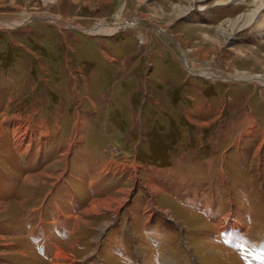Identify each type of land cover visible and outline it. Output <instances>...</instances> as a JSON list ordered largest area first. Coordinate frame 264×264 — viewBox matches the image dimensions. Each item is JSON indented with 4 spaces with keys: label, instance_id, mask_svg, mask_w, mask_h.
<instances>
[{
    "label": "rangeland",
    "instance_id": "1",
    "mask_svg": "<svg viewBox=\"0 0 264 264\" xmlns=\"http://www.w3.org/2000/svg\"><path fill=\"white\" fill-rule=\"evenodd\" d=\"M219 1L0 0V264H264V84L255 83L264 82V32L256 28L264 10L251 30L227 37L228 19L256 5ZM99 26L111 32L94 34ZM249 119L254 128L243 132ZM36 151L58 163L46 170L53 176L42 179L45 195L32 212L20 200L29 170L21 155ZM170 156L173 194L156 173L151 195L135 185L134 168L141 177L145 165L155 171ZM83 157L140 165L97 177L95 187L118 178L110 187L126 188L92 203L88 213H105L98 217L80 209L105 199L103 190L77 202L92 174ZM38 176L25 186H37ZM49 198L76 225L42 256L25 235V215Z\"/></svg>",
    "mask_w": 264,
    "mask_h": 264
},
{
    "label": "crops",
    "instance_id": "2",
    "mask_svg": "<svg viewBox=\"0 0 264 264\" xmlns=\"http://www.w3.org/2000/svg\"><path fill=\"white\" fill-rule=\"evenodd\" d=\"M220 109L221 108H219L217 105H215L214 109H212V110L206 109V111H207L206 113L208 116H210V118H211V116H212V118H214V117H216V115H217L218 111H220ZM198 110L199 109H197L195 111V113L197 112V114H199V115H201L202 113L205 114V112H199ZM221 112H219V114H221ZM26 115L28 117H31V115H33V114H31V112H27ZM119 115H122V114L120 112L117 113V112H115L114 109H112V114H110V116H119ZM213 115H214V117H213ZM132 116H133V114H132ZM121 117H124V116L122 115ZM231 121H232L233 126L234 125L236 126L239 123V122H237V119H235L234 121L233 120H231ZM249 121H250V119H249ZM249 121L247 124H245L243 132L251 130L254 128V124H252L251 121L250 122ZM34 125L35 124H33V127H34ZM263 125H264V123H263ZM60 126H61V124H60ZM72 129H73V127H72ZM262 129L264 131V128H262ZM28 133H30L31 135H35L34 132L32 133L31 131H28ZM43 135H44L43 132L42 133L40 132L38 135H36V137L32 136L34 144L37 143L36 141L39 142L40 139L43 138ZM25 151H28V150H25ZM28 153L29 152L26 153L27 155L26 154L21 155V156H24L21 158V162H23V160L25 159V162L28 165L29 170L28 171L25 170V174L22 176V179H20V180H22L21 181L22 187L21 188L19 187V189H21V192L19 194L23 196V198H21L20 200L24 201L25 204H28L30 210L33 212V210L35 211L38 208L37 206H39L38 203H39V200L41 198L40 196L42 194L45 195V193L41 192V189L42 188L45 189L44 187L46 186V182L44 181L45 176H48V177L53 176V173L47 174L46 170L48 169V167L54 165L55 163H58L57 162L58 158L56 156H54L53 158H50V156H47V155H45V153H42V152L37 154V151H36V154H33L34 152H32V154H28ZM212 153L213 152H211V154ZM171 156H172V154H171ZM171 156L168 159H165V164L162 165V168L158 167V168H156L155 171L152 169V167H150V166L146 167V165H145V167H143L141 169V177L138 176V174H137V172L139 170H136L134 168L135 166H140V165L134 163V161L130 162L131 165H130V163H129V165H127L123 160H120V159H118L116 161V159H111V158L105 159L106 157L101 158V159L100 158H94V157H83L84 159L82 160V164L84 166L82 168L87 171L88 176L91 173L92 174L89 177H85L86 178L85 185H84V191L85 192L81 189L80 186H77V188L80 187V188L76 189V192L78 195L77 202H79V204L80 203L81 204L87 203L88 197H93L92 194L97 192V191L95 192V190L93 191L92 188H99V189L103 190V192H105L107 194V197H105V199L103 198V199H99V200L98 199H92L93 200L92 202H88L89 204H86V206L82 207L80 210L83 211L84 215H92L90 218L98 217L100 215L105 214L104 212H99V213H88V212L93 209V207H92L93 202L105 201L106 199H112L111 194H112L113 190H116V192L117 191L119 192V191L126 189V188H124L123 185L121 187L118 186L116 188L110 187L111 184L116 183L118 178L105 181V184L101 183V186H97V187H95L94 182H96V179L99 178L100 174H102L100 179L105 178L106 176H108L110 178L111 175H115V174L121 176L122 174L127 173V171H131L132 166L134 168V171H133L134 175L133 176L135 178V179L134 178H132V179L134 181L136 180L135 181L136 186H139V185L142 186L144 183V185H145L144 188L149 192L150 190L147 189L146 185L149 186L151 184H154L153 181L151 180V178L154 177L153 174L156 173V174H160L161 176L164 175L165 179H166L165 185L162 183H159V185L162 188L161 190L165 191L166 194H169V193L173 194V192H174L173 178L171 179V181L168 180V177L170 176L169 174H170V172H172V166H170V163L174 161L173 157H171ZM212 157H214V156H211V158ZM88 159H92V160H90L91 162ZM37 162L39 163V166H38ZM210 162H211V165L209 167L210 168L209 171H212V168L214 167V164H215L214 163L215 160L212 159V160H210ZM42 163H43V165L40 166V164H42ZM212 163H214V164H212ZM171 164H173V163H171ZM103 165H109L108 170L107 169L105 170V168L102 167ZM216 167H217L216 170L222 172V170H221L222 164L220 162L218 164H216ZM0 171H2V170L0 169ZM101 172H103V173H101ZM64 173H67V170ZM77 173L78 172H76L75 174H77ZM17 174H19V173H17ZM0 175H2V174H0ZM36 175H39L38 176V180H39L38 185L37 186H35V185H26L25 186L24 179L26 177L36 176ZM171 177H172V175H171ZM219 177L221 178L223 176L221 174H219ZM224 177L227 178V176H224ZM61 178H62V176H61ZM42 179H44V180H42ZM137 180L139 181L138 183H137ZM141 180H142V182H141ZM60 181H61V179L56 181L55 184L60 183ZM77 184H79V182ZM11 186L15 187L13 184H11ZM12 187H11V192L14 191V190H12ZM147 191H145V192L148 193ZM0 193L2 195L6 194L3 191H0ZM149 193L151 195V192H149ZM134 194L130 195L131 196L130 199L134 196ZM117 198L120 199L121 197H117ZM20 200H19V202H20ZM67 206H68V209H70V210L75 209L74 208L75 205H73V200H71V199H69ZM59 208L60 207L58 206V203L53 201L52 198H49L48 201L44 202L40 206V208L37 211V214L33 213L34 215H29V211H28V214L25 215V217L26 216L29 217L28 219H26V224H25L26 234L25 235L29 238L28 240L31 241L35 245L34 248L42 256H45L47 253H50V251H49L50 247L56 248L55 250L58 251V248H57L55 242H57L56 237H58V236L61 237V235H59V234H62L64 236V238H66V237L68 238V237H71L74 235V225H76V224L73 223L74 224L73 225L72 223H69V221H68V223L65 222L66 221L65 217H62L63 215L59 214V212H60ZM156 210H158V209H156ZM209 210H210L209 214L214 213V211H215V210L213 211L211 207L209 208ZM249 218L250 217H248L246 219L249 220ZM244 220L245 219L241 220V223L243 225H244ZM211 223H212L213 227L216 228V230H218L221 227L222 219L219 218L217 220L216 219L211 220ZM26 226H27V228H26ZM248 226H249V221L247 223L245 221L244 227L246 228ZM55 250H53V253H52L53 256H55V254H56Z\"/></svg>",
    "mask_w": 264,
    "mask_h": 264
},
{
    "label": "bare ground",
    "instance_id": "3",
    "mask_svg": "<svg viewBox=\"0 0 264 264\" xmlns=\"http://www.w3.org/2000/svg\"><path fill=\"white\" fill-rule=\"evenodd\" d=\"M251 1L256 5V9L253 10L252 13H250V12L245 13L244 15L235 17L233 20L228 19V21H229V26H228L229 29L228 30L226 28L224 29L223 26L222 27L220 26L222 28L223 34H226L227 37H230V36L234 35L236 32L245 30L247 28L250 29L253 24L257 25V21H256L257 17L256 16H258V14L260 12H262V10H264V0H251ZM219 2L223 4L224 1L220 0ZM232 2L242 4V3L246 2V0H232ZM215 4H217V2ZM199 9H203V8L200 7ZM181 14H183V10H182ZM184 14H186V13H184ZM261 16H262L263 20H262V22L259 20V24L256 26V28H258V30L260 29V31L264 32V13H262ZM48 20H50L51 22H56L55 19H52V18L51 19L48 18ZM109 28H110V26L109 27L99 26L94 30L95 31L94 34L109 33V32H111V30ZM255 79H258V78L254 77L253 80H255ZM247 80L249 81V79H247ZM258 82L264 84V82L260 79H258L255 83H258Z\"/></svg>",
    "mask_w": 264,
    "mask_h": 264
},
{
    "label": "water",
    "instance_id": "4",
    "mask_svg": "<svg viewBox=\"0 0 264 264\" xmlns=\"http://www.w3.org/2000/svg\"><path fill=\"white\" fill-rule=\"evenodd\" d=\"M48 18H51V17H47L46 19H48ZM33 19H45V17H41V16H34L33 17ZM32 19V20H33ZM29 20H26V21H23V23L25 22H28ZM159 32H161L162 34H163V36H165L166 38H168V40H170L171 42H173L174 44H176L175 43V41L170 37V36H167V35H165L164 33H163V31H161V30H159V29H157ZM178 46V45H177ZM183 57V56H182ZM183 58H185V57H183ZM182 61H183V65H184V68L186 67V62H185V59L183 60L182 59ZM187 70V69H186ZM187 72H188V70H187ZM189 73L192 75V76H198V75H196V74H198V73H195V74H193V72H190L189 71ZM216 78H218V79H221V78H219V77H216ZM226 79H229V78H222V80H226ZM230 79H232V78H230ZM234 80H241V79H234Z\"/></svg>",
    "mask_w": 264,
    "mask_h": 264
},
{
    "label": "trees",
    "instance_id": "5",
    "mask_svg": "<svg viewBox=\"0 0 264 264\" xmlns=\"http://www.w3.org/2000/svg\"><path fill=\"white\" fill-rule=\"evenodd\" d=\"M170 147H173V145H170Z\"/></svg>",
    "mask_w": 264,
    "mask_h": 264
}]
</instances>
